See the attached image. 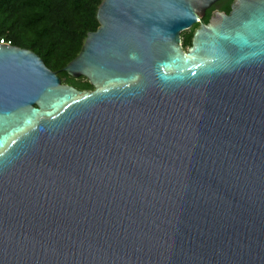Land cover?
<instances>
[{"label":"water","instance_id":"water-1","mask_svg":"<svg viewBox=\"0 0 264 264\" xmlns=\"http://www.w3.org/2000/svg\"><path fill=\"white\" fill-rule=\"evenodd\" d=\"M215 1L100 0L91 91L0 44V264H264V0Z\"/></svg>","mask_w":264,"mask_h":264},{"label":"trees","instance_id":"trees-1","mask_svg":"<svg viewBox=\"0 0 264 264\" xmlns=\"http://www.w3.org/2000/svg\"><path fill=\"white\" fill-rule=\"evenodd\" d=\"M99 2L0 0V40L34 53L62 84L78 91L91 90L84 78H71L62 68L77 55L85 35L97 28ZM191 31L180 34L182 48L189 46Z\"/></svg>","mask_w":264,"mask_h":264},{"label":"flooded vegetation","instance_id":"flooded-vegetation-1","mask_svg":"<svg viewBox=\"0 0 264 264\" xmlns=\"http://www.w3.org/2000/svg\"><path fill=\"white\" fill-rule=\"evenodd\" d=\"M234 1L235 0H216L207 9H205L202 17L200 18V22L202 24H207L208 20L210 19L211 15L213 13H223V14L227 15L230 12L231 4ZM193 27H191L190 29L192 30ZM70 87H72V86H70ZM91 90H92V88H91ZM91 90H88V91H91Z\"/></svg>","mask_w":264,"mask_h":264},{"label":"built area","instance_id":"built-area-1","mask_svg":"<svg viewBox=\"0 0 264 264\" xmlns=\"http://www.w3.org/2000/svg\"><path fill=\"white\" fill-rule=\"evenodd\" d=\"M0 44H3V45H9L8 42H4L3 40H0Z\"/></svg>","mask_w":264,"mask_h":264}]
</instances>
